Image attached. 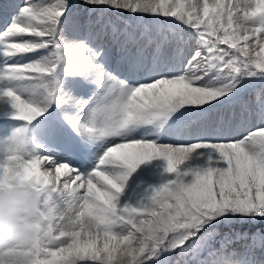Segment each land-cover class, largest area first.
<instances>
[{
	"label": "snow or ice",
	"instance_id": "6c2138e0",
	"mask_svg": "<svg viewBox=\"0 0 264 264\" xmlns=\"http://www.w3.org/2000/svg\"><path fill=\"white\" fill-rule=\"evenodd\" d=\"M0 103V170L79 208L35 264H264V0H3Z\"/></svg>",
	"mask_w": 264,
	"mask_h": 264
},
{
	"label": "clouds",
	"instance_id": "9594fccd",
	"mask_svg": "<svg viewBox=\"0 0 264 264\" xmlns=\"http://www.w3.org/2000/svg\"><path fill=\"white\" fill-rule=\"evenodd\" d=\"M7 151L0 141V154ZM78 211L66 194L52 198L42 187L0 170V264H35L51 233L69 227Z\"/></svg>",
	"mask_w": 264,
	"mask_h": 264
},
{
	"label": "rangeland",
	"instance_id": "374dc122",
	"mask_svg": "<svg viewBox=\"0 0 264 264\" xmlns=\"http://www.w3.org/2000/svg\"><path fill=\"white\" fill-rule=\"evenodd\" d=\"M0 3H2L1 0ZM9 112L10 109L7 107V105L0 103V115L4 114L5 116L10 118V116L7 115V113ZM17 124L18 122L12 121L11 118L1 120L0 137L11 134ZM27 135L29 140L31 141L32 146L39 148V144H37L32 139V133L29 132ZM170 138L163 140L162 142L175 143L171 141ZM201 153H203V155H201ZM208 154L209 153L207 151L200 150L199 152L194 153L193 159L188 161L182 167L184 169H187L188 167L203 166L208 158ZM80 163H86V161L81 160ZM74 166H79V164H74ZM166 167V162L161 158L154 159L140 165L136 172H134L129 180L125 183L124 191L121 194V202L131 204L132 206H136L142 201L147 202L148 198L154 190H159L163 185L167 184L171 179L174 178V174H169L165 171ZM191 179H193V177L189 176L187 178V181H190Z\"/></svg>",
	"mask_w": 264,
	"mask_h": 264
},
{
	"label": "bare ground",
	"instance_id": "6f19581e",
	"mask_svg": "<svg viewBox=\"0 0 264 264\" xmlns=\"http://www.w3.org/2000/svg\"><path fill=\"white\" fill-rule=\"evenodd\" d=\"M1 2L3 3V0H1ZM7 7H9V5L5 4V8H7ZM6 119H10V118L5 116L4 114L0 115V121L6 120ZM170 140L175 142V143H178V144L184 142V138H182V137H177V138L172 137V138H170Z\"/></svg>",
	"mask_w": 264,
	"mask_h": 264
}]
</instances>
